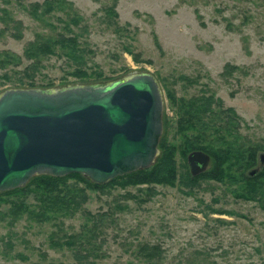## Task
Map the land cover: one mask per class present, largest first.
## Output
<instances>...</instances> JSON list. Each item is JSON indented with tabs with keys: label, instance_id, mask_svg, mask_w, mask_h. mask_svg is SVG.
<instances>
[{
	"label": "rangeland",
	"instance_id": "1",
	"mask_svg": "<svg viewBox=\"0 0 264 264\" xmlns=\"http://www.w3.org/2000/svg\"><path fill=\"white\" fill-rule=\"evenodd\" d=\"M44 1L50 8L43 12ZM73 14L76 24L69 20ZM0 16V57L18 58L0 67V91L149 72L161 90V118L168 120L171 142L178 137L172 135L176 107L165 96L163 80L175 96L212 93L237 115L239 139L259 143L257 153L264 152V0H0ZM64 23L86 48L87 74L73 75L72 61L57 49L39 55L33 71L24 70L32 58L23 49L38 35L65 31ZM174 158L182 172L185 158L177 150ZM236 185V180L200 178L187 194L188 186L175 179L173 185H152L156 192L144 201L126 195L141 196L143 185H112L103 192L86 188L80 210L48 220L22 212L9 221L3 201L0 264H150L136 251L143 242L160 246L155 264H264V209L256 200L234 195ZM33 195L24 200L35 210ZM208 206L218 210L210 212ZM86 210L110 212L94 254L51 243L50 231L59 241L62 231L77 232Z\"/></svg>",
	"mask_w": 264,
	"mask_h": 264
},
{
	"label": "water",
	"instance_id": "2",
	"mask_svg": "<svg viewBox=\"0 0 264 264\" xmlns=\"http://www.w3.org/2000/svg\"><path fill=\"white\" fill-rule=\"evenodd\" d=\"M161 110L160 87L144 71L105 82L3 89L0 191L22 186L38 173L78 172L102 183L149 167L158 153ZM208 160L200 149L186 154L191 175L203 171ZM258 161L264 162V152Z\"/></svg>",
	"mask_w": 264,
	"mask_h": 264
},
{
	"label": "trees",
	"instance_id": "3",
	"mask_svg": "<svg viewBox=\"0 0 264 264\" xmlns=\"http://www.w3.org/2000/svg\"><path fill=\"white\" fill-rule=\"evenodd\" d=\"M33 6L38 7V3ZM42 11L50 8V1H44ZM2 18V16H0ZM7 20H12L11 16H5ZM78 16L73 14L69 17L70 22L77 23ZM19 21L14 20L13 27L16 28ZM65 31H59L55 35L37 36L29 46L23 49L26 57L32 58L31 64L25 65L24 70L28 72L36 68V61L39 55L54 53L55 49L59 54L64 55L72 61L74 67L71 71L73 75H86V58L84 55L85 46H81L78 40V33L73 32L68 23H64ZM68 34H67V33ZM136 60V58L134 57ZM17 63L16 56L5 53L0 57V67H4L7 62ZM9 78L6 73L2 74ZM99 75V72H97ZM105 78L101 81L111 80ZM19 79V78H17ZM9 80V79H8ZM21 83L22 80H19ZM169 82V81H168ZM32 85V82H28ZM165 96L176 107V119L172 135L177 134V140L168 139V120L162 116V129L157 143L158 153L153 163L147 168L136 169L124 174L116 175L105 182L97 183L89 180L78 172H70L63 175H51L46 173L33 174L25 184L10 189L0 191V203L8 202L7 213L12 221L22 212H28L37 220H48L57 215L69 216L80 210V204L85 197V189H98L105 191L112 185H143L141 196L136 193L126 192L130 198L144 201L155 193L152 185L167 184L173 185L175 179L182 185L188 186L184 193H189L190 189L197 186L200 178H212L219 181L236 180L234 195L240 198L256 200L264 209V162L258 161L257 151L262 148L259 143H244L239 139V119L230 107H223L219 98L212 93L200 92L190 96H175L171 85L165 80L162 81ZM212 104L215 105L211 106ZM193 149H200L210 157V165L203 172L191 175L186 163V154ZM185 158V169L177 172L174 158L175 151ZM256 168L253 174H248L249 170ZM68 177H74V182H67ZM81 183V185L78 184ZM29 193L34 194L36 209L24 200ZM143 195V196H142ZM117 208L122 207L115 203ZM210 212H215L217 208L208 206ZM221 211V209H220ZM224 211V210H223ZM85 216L77 232L66 233L62 231L59 237H64L59 241L52 239L53 231L49 233L51 243L55 245H66L76 247L74 251L81 248L82 255L94 254L98 245L95 238L105 223V219L110 214L108 210L89 212L85 211ZM136 251L148 260L150 264H155L153 258L160 255L161 248L157 243H140Z\"/></svg>",
	"mask_w": 264,
	"mask_h": 264
},
{
	"label": "flooded vegetation",
	"instance_id": "4",
	"mask_svg": "<svg viewBox=\"0 0 264 264\" xmlns=\"http://www.w3.org/2000/svg\"><path fill=\"white\" fill-rule=\"evenodd\" d=\"M208 156H209V155H208ZM209 158H210V157H209ZM209 160H210V159H209ZM209 160H208V162H209ZM207 165H208V163H207ZM207 165H206V168H207ZM187 166H188V165H187ZM206 168H205L204 170H206ZM204 170H203V171H204ZM203 171H201V172H203Z\"/></svg>",
	"mask_w": 264,
	"mask_h": 264
}]
</instances>
